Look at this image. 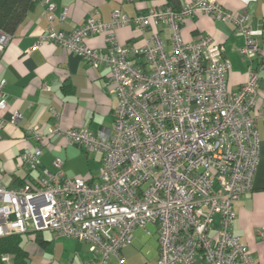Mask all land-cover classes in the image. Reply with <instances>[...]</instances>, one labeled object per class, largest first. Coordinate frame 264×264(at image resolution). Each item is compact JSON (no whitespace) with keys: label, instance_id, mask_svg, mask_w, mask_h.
<instances>
[{"label":"built area","instance_id":"2783aa9c","mask_svg":"<svg viewBox=\"0 0 264 264\" xmlns=\"http://www.w3.org/2000/svg\"><path fill=\"white\" fill-rule=\"evenodd\" d=\"M43 9L49 26L32 48L58 45L91 67L105 68L116 98L113 122L100 133L57 123L48 130L47 136L100 154L94 180L67 177L59 158L52 171L43 168L44 134L38 125L23 130L39 145L20 155L16 167L27 164L40 174L36 182L16 188L0 183V238L47 231L87 243L93 259L85 264H127L122 250L132 244L136 229L148 234L145 226L152 224L156 264H254L232 225L234 204L251 192L259 164L252 113L264 73L262 31L248 25L247 14H234L216 0L151 7L134 18L114 11L108 23L92 13L71 32L52 29L55 5L50 0ZM196 13L230 23L242 35L238 52L248 62V73L237 89H228L231 65L212 37L182 41L180 27ZM158 26L168 31L167 49L157 32L138 47L121 45L115 34L122 27L144 32ZM99 34L105 36L103 53L85 45ZM10 37L0 33V54ZM4 86L1 81L0 127L8 111ZM49 111L57 122L59 114ZM20 119L13 112L7 123L17 125ZM1 262L13 264L9 255Z\"/></svg>","mask_w":264,"mask_h":264},{"label":"crops","instance_id":"0c3cea01","mask_svg":"<svg viewBox=\"0 0 264 264\" xmlns=\"http://www.w3.org/2000/svg\"><path fill=\"white\" fill-rule=\"evenodd\" d=\"M46 1L36 0L35 6L12 33L0 54V82H5V101L8 105V111L4 114L6 123L0 127V183L7 187L34 183L39 177V169H32L27 164L16 167L20 155L39 145L32 138L24 136L23 130L29 125H38L44 134L41 164L52 171L53 160L59 158L65 162L66 157L71 158L78 153L76 149H80L68 144L63 138L47 136L55 123L63 129L87 128L93 133H100L111 128L113 122L116 98L110 93L108 71L105 68L91 67L58 45L45 44L37 49L32 48L49 26L43 9ZM50 1L55 5L54 19L50 25L57 32L73 31L92 13L99 21L108 23L114 11L134 18L146 13L151 7H165L164 0ZM186 1L189 0H176L172 6L177 8ZM216 1L234 14L248 15V25L253 30L262 31L259 40L264 50V0ZM154 32L159 33L167 49L169 37L164 26L144 32L133 27H122L116 29L115 34L121 45L138 47L143 44V39L150 38ZM204 35L212 37L223 47L224 56L231 65L228 89H237L245 82L248 73V62L238 52L243 45L242 35L235 31L232 24L211 20L203 13L185 19L180 27L183 42ZM85 45L103 53L106 51L105 36L94 35L85 40ZM132 61L142 63L137 57ZM259 92L257 107L252 113L256 117L259 134V164L251 192L244 194L234 204L236 217L232 225L233 235L248 247L254 264H264V73L260 76ZM49 108L59 114L57 122ZM13 112L21 116L17 125L7 123ZM65 167L64 163L67 177L75 176L73 170H66ZM148 226L153 228V234L147 229ZM145 229L148 234L141 228L136 229L132 244L122 250L127 264L157 263L156 227L147 224ZM21 248L27 257L26 264H85L93 259L87 243L55 237L47 231L22 235Z\"/></svg>","mask_w":264,"mask_h":264},{"label":"trees","instance_id":"16d2710c","mask_svg":"<svg viewBox=\"0 0 264 264\" xmlns=\"http://www.w3.org/2000/svg\"><path fill=\"white\" fill-rule=\"evenodd\" d=\"M165 6L175 4L176 0H164ZM36 0H0V33L12 35L33 9ZM33 234V233H31ZM22 235H8L0 238V264L3 255H9L14 264H26V254L21 248Z\"/></svg>","mask_w":264,"mask_h":264},{"label":"rangeland","instance_id":"374dc122","mask_svg":"<svg viewBox=\"0 0 264 264\" xmlns=\"http://www.w3.org/2000/svg\"><path fill=\"white\" fill-rule=\"evenodd\" d=\"M76 150H78V153L76 152L75 155L71 156V158H65L66 170L67 168L73 170V175H75L73 177H79L85 180L92 177L96 178L98 175L99 166L101 164L100 154L86 153L83 149ZM147 229L150 230L152 234L154 233L151 226H148ZM144 240H147V238Z\"/></svg>","mask_w":264,"mask_h":264}]
</instances>
